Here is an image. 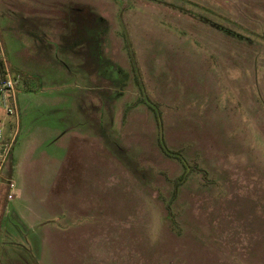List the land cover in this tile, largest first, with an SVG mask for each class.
<instances>
[{
    "label": "rangeland",
    "instance_id": "374dc122",
    "mask_svg": "<svg viewBox=\"0 0 264 264\" xmlns=\"http://www.w3.org/2000/svg\"><path fill=\"white\" fill-rule=\"evenodd\" d=\"M0 55L28 263L264 264V0H0Z\"/></svg>",
    "mask_w": 264,
    "mask_h": 264
},
{
    "label": "built area",
    "instance_id": "2783aa9c",
    "mask_svg": "<svg viewBox=\"0 0 264 264\" xmlns=\"http://www.w3.org/2000/svg\"><path fill=\"white\" fill-rule=\"evenodd\" d=\"M18 77L13 75L4 59L0 55V180L6 169L10 151L15 142L18 127V114L15 100V88ZM3 189L4 200H12L13 185L9 177L0 182V189Z\"/></svg>",
    "mask_w": 264,
    "mask_h": 264
},
{
    "label": "crops",
    "instance_id": "0c3cea01",
    "mask_svg": "<svg viewBox=\"0 0 264 264\" xmlns=\"http://www.w3.org/2000/svg\"><path fill=\"white\" fill-rule=\"evenodd\" d=\"M69 132L60 133L55 140H64L68 136ZM61 142H58V144ZM64 145V142L61 143ZM10 161V158H9ZM10 179V174L7 176ZM6 179V169L4 170L0 182L2 183ZM13 198L11 201L6 202L4 200L3 189H0V264H31L27 261L22 260L23 256L21 253V248L23 249L26 244L24 240V235H17L14 230L6 223V215L8 211H13L16 216L23 222L26 226V230H31L37 227L41 222L42 218L39 214L29 209H24L21 211L16 208V201L20 200L21 194L18 191L12 192ZM35 197H31V199ZM13 243V245H10ZM18 253L19 255L17 256ZM37 264V263H36Z\"/></svg>",
    "mask_w": 264,
    "mask_h": 264
},
{
    "label": "trees",
    "instance_id": "16d2710c",
    "mask_svg": "<svg viewBox=\"0 0 264 264\" xmlns=\"http://www.w3.org/2000/svg\"><path fill=\"white\" fill-rule=\"evenodd\" d=\"M129 60H131L130 54H128ZM132 72H136L135 68H132ZM156 124V145L160 152L168 158H172L178 161V163L181 165L183 169V174L179 177L178 181L176 184H182L185 180L186 177L189 175V171H191V167L187 164L186 160L182 157V155L178 152L171 151L170 149L168 150L167 147L165 146L163 142V138L161 135V127L159 125V122H155ZM6 223L11 226V228L14 230V232L17 235L22 236V232L26 231L25 227L22 225L20 219L16 216V214L13 211H8V214L6 215ZM10 245H13V243H10ZM24 250L25 247L22 249L21 248V255L23 256L22 260L27 261L24 257ZM17 256L19 255L16 253ZM30 263V262H29ZM31 264H36L35 262H31Z\"/></svg>",
    "mask_w": 264,
    "mask_h": 264
}]
</instances>
